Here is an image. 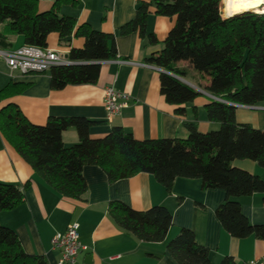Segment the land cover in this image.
Here are the masks:
<instances>
[{
  "label": "trees",
  "instance_id": "obj_1",
  "mask_svg": "<svg viewBox=\"0 0 264 264\" xmlns=\"http://www.w3.org/2000/svg\"><path fill=\"white\" fill-rule=\"evenodd\" d=\"M70 0H55L51 8L38 11L36 0H0V50H10L9 36H20L23 45L46 48L49 34L69 45L70 38H82L80 49L70 47L67 59L73 65L49 69L50 88L94 84L100 63L116 58L114 35L78 25L74 17L60 14ZM224 0H138L134 17L118 29L120 36L136 32L151 46L157 44L146 32L150 8L158 16L173 17L162 49L147 63L164 72L159 76L160 93L166 102L182 107L199 93L177 79H185L187 67L207 81L203 89L212 96L204 105L214 131L201 133L196 123H185L184 139L137 141L120 127L102 138L93 139L89 129L95 123L82 117H49L45 124L30 123L17 105L0 107V133L16 153L62 197L82 201L87 187L82 176L86 166H97L109 183L139 173L152 175L170 192L178 178L199 179L203 189H220L225 200L215 217L231 237L264 240V225H252L237 199L264 194V180L232 166L234 160H251L264 168V130L235 121L237 106L264 104V13L246 12L222 18ZM221 11V12H220ZM82 63V64H77ZM24 85L9 83L0 89V102L21 93ZM74 129L78 142L66 147L62 132ZM24 187L0 182V211L10 210L24 199ZM107 215L121 230L146 243L162 242L171 226L172 215L163 206L133 210L121 201H111ZM169 255L178 264H210L208 250L199 245L192 231L181 229L167 244ZM0 264H48L42 255L26 254L15 232L0 226ZM221 264H234L226 257Z\"/></svg>",
  "mask_w": 264,
  "mask_h": 264
},
{
  "label": "crops",
  "instance_id": "obj_2",
  "mask_svg": "<svg viewBox=\"0 0 264 264\" xmlns=\"http://www.w3.org/2000/svg\"><path fill=\"white\" fill-rule=\"evenodd\" d=\"M55 0H36L38 11L51 8ZM138 0H70L60 6V14L74 17L78 25L114 35L116 58L100 63L94 84L67 85L60 90L50 88L49 71L22 75L11 72L0 59V89L9 83L24 85L21 93L12 94L0 102V107L13 103L23 116L34 125H43L49 117H82L95 123L89 129L93 139L107 135L113 127H120L137 141L156 139H184L185 123H196L201 133L214 131L219 124L209 122L204 105L212 100L203 87L207 81L186 63L188 75L194 84L185 82L199 95L182 107L166 102L160 93L159 76L163 70L147 63V59L162 49L163 42L173 27V17L158 16L150 8L146 32L154 35L155 46L142 40L134 32L125 36L118 29L134 17ZM222 18H225L221 15ZM1 29V25H0ZM10 48L23 45L20 36H9ZM82 38H70V44L59 42L51 33L46 49L67 58L69 48L80 49ZM10 49V50H11ZM82 64V63H77ZM198 78V82L196 78ZM113 87L129 96L128 106L117 114L107 116L103 107V90ZM235 121L264 130V104L254 107L237 106ZM66 147L78 142L74 129L62 132ZM232 166L264 180V168L251 160H234ZM86 193L82 201L62 197L53 190L16 153L0 133V182L24 187L23 201L10 210L0 211V226L12 229L21 248L29 255H42L48 264H57L59 251L52 248L51 239L63 232L72 222L78 224L79 241L88 251L78 254L74 264H178L168 253L167 244L181 229L193 232L197 243L210 254V264H221L229 257L234 264L256 260L264 264V240L252 236L243 239L231 237L215 217L216 208L225 200L220 189H203L199 179L178 178L170 192H166L149 174L139 173L127 179L109 183L97 166L82 170ZM111 201H121L136 211L163 206L172 215L171 226L162 242L146 243L121 231L108 217ZM241 211L252 225H264V194L255 193L237 199Z\"/></svg>",
  "mask_w": 264,
  "mask_h": 264
},
{
  "label": "built area",
  "instance_id": "obj_3",
  "mask_svg": "<svg viewBox=\"0 0 264 264\" xmlns=\"http://www.w3.org/2000/svg\"><path fill=\"white\" fill-rule=\"evenodd\" d=\"M0 59L11 72H18L22 75L46 72L55 66L76 64L56 51L30 45H22L11 50H0ZM128 103L129 96L126 93L117 91L113 87H106L103 90V107L107 116L117 114L127 107ZM51 245L53 249L59 251L57 264H74L79 253L88 251V247L79 241L76 222L67 225L63 232L56 233L51 239ZM243 264L260 263L251 260Z\"/></svg>",
  "mask_w": 264,
  "mask_h": 264
},
{
  "label": "bare ground",
  "instance_id": "obj_4",
  "mask_svg": "<svg viewBox=\"0 0 264 264\" xmlns=\"http://www.w3.org/2000/svg\"><path fill=\"white\" fill-rule=\"evenodd\" d=\"M246 11L257 14L264 13V0H224L223 13L225 17Z\"/></svg>",
  "mask_w": 264,
  "mask_h": 264
},
{
  "label": "water",
  "instance_id": "obj_5",
  "mask_svg": "<svg viewBox=\"0 0 264 264\" xmlns=\"http://www.w3.org/2000/svg\"><path fill=\"white\" fill-rule=\"evenodd\" d=\"M246 12H248V11H246ZM246 12H243V13H246ZM238 14H242V13H236V14H233V15H231V16H227V17H225V18L232 17V16H235V15H238ZM177 79L180 80L181 82L185 83L184 80H183L182 78L177 77ZM185 84H186V83H185ZM86 264H90V257H87V258H86Z\"/></svg>",
  "mask_w": 264,
  "mask_h": 264
},
{
  "label": "rangeland",
  "instance_id": "obj_6",
  "mask_svg": "<svg viewBox=\"0 0 264 264\" xmlns=\"http://www.w3.org/2000/svg\"><path fill=\"white\" fill-rule=\"evenodd\" d=\"M224 4V3H223ZM221 12V11H220ZM251 12V11H250ZM253 13H256V12H253ZM196 78V81L198 82V78L197 77H195ZM185 82H190V84L192 83V84H194V82L189 78V77H186L185 79H183Z\"/></svg>",
  "mask_w": 264,
  "mask_h": 264
}]
</instances>
